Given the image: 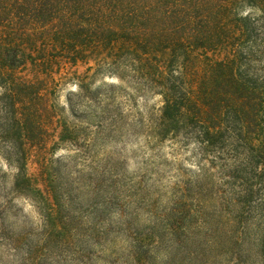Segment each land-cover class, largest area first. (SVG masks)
Listing matches in <instances>:
<instances>
[{"label":"rangeland","instance_id":"rangeland-1","mask_svg":"<svg viewBox=\"0 0 264 264\" xmlns=\"http://www.w3.org/2000/svg\"><path fill=\"white\" fill-rule=\"evenodd\" d=\"M111 61L25 72L46 80L68 130L24 169L0 141V264H264L261 180L247 186L242 158L182 130L164 135L163 95Z\"/></svg>","mask_w":264,"mask_h":264},{"label":"trees","instance_id":"trees-1","mask_svg":"<svg viewBox=\"0 0 264 264\" xmlns=\"http://www.w3.org/2000/svg\"><path fill=\"white\" fill-rule=\"evenodd\" d=\"M103 53L163 95L164 135L182 130L217 157L242 158L235 173L246 169L245 184L254 176L264 188V0H0L8 158L23 169L32 156L44 162L68 130L59 131L46 80L25 72Z\"/></svg>","mask_w":264,"mask_h":264}]
</instances>
